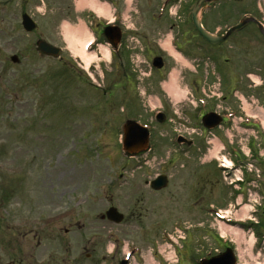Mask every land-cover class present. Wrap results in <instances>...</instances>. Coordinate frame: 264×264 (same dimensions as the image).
Returning a JSON list of instances; mask_svg holds the SVG:
<instances>
[{"label": "rangeland", "instance_id": "374dc122", "mask_svg": "<svg viewBox=\"0 0 264 264\" xmlns=\"http://www.w3.org/2000/svg\"><path fill=\"white\" fill-rule=\"evenodd\" d=\"M244 2L245 6L249 5V0ZM256 3L264 11V0H253L250 8H255ZM236 7H239V4ZM127 9L129 7L126 4L124 12H127ZM18 18L0 16V264H72L68 250L70 235L68 232H63L65 228H68L69 221L64 218L53 222L50 216L56 215L60 210L70 209L69 207L76 199L99 198L103 194L98 191V186L100 187L102 183L112 184L108 180L114 176L117 169L124 168L127 169V175L121 181L123 185L117 187L118 189H111L117 194L118 204L122 208L130 199L125 196L124 190L133 179L139 176L143 178L146 174L141 176V166L139 170H135L139 157L117 154L120 145L116 143L120 132L119 125L123 123L125 117L122 112H111L107 108H100V105L113 103L115 99L105 100L101 94L91 91L87 85H84L85 80L81 82L79 79L76 80L75 75L72 77L71 73L56 59L38 54L33 42L32 46L28 47V43L32 41L31 35L27 36L15 22ZM60 18L59 28L56 30L58 38L55 43L66 48L64 55H71L72 60L76 58L81 65L78 66L81 74L86 78H89V74L94 77L97 73L101 75V68L109 70L113 66L106 63L100 68L101 63L93 52L87 51V56L79 53L77 38L80 34L74 38L73 33L70 36L67 31L69 29L72 32L73 28L79 27V24H75V20L67 16ZM122 18L126 19L124 25L132 29L128 30L124 36L125 45L131 47L137 39L133 34L137 19L131 13L123 15ZM88 38H90L89 35ZM127 51L126 54L130 57L142 59L141 53L133 49ZM206 51L211 52L206 56L208 60H205L206 63H210V66L205 65L204 74L212 72L216 76H212L202 85L207 95L217 91L219 81L223 92L226 91V96L234 98L232 89L235 83L229 76L234 73L244 75L247 72L248 76L256 82V92L264 104V41L259 39L257 32H250L246 28L236 32L223 46L206 48ZM13 52L23 57L18 65L9 61V55ZM188 61L190 63L184 59L169 62L161 77L160 84L170 93L172 99L171 108L168 104L166 107L169 108V115L174 122L165 125H157L154 122L150 124L156 125L152 128L154 138L150 142L154 145L148 153L147 163L141 167L149 169V177L161 171L170 176V185L157 193L154 198L163 200L162 207L156 209L158 224H161L162 220L173 224L178 220L182 221V218L188 216L191 207L184 199L185 194L182 191L181 164L185 152L184 144L169 140L170 137L175 140L178 130H183L184 102L187 101L186 97H190L188 93L190 88L183 77L193 71L192 63ZM148 71V68L143 69L145 73L143 75L146 76ZM250 78L246 76L239 87L242 89H246V86L252 87ZM96 79L98 81V78ZM140 88L143 89V85H140ZM157 88L158 86H153L148 92L149 100L146 98L147 95L141 96L143 103L147 100L148 103L158 104L156 97H159L160 92ZM112 89L120 95L118 99L120 107H125L124 104H127L128 98H131L129 89L125 88L126 96L122 95L119 87ZM207 97L205 95V98ZM248 100L251 103L248 105L249 108L256 113L259 109L264 110V105L256 107V96ZM190 105L193 108V104ZM235 105L239 108L242 104L237 99ZM221 106L229 108L226 103H221ZM124 110H127L128 116L139 112L135 105L128 106ZM142 113L144 116H140L139 119L146 122L145 119L149 118L153 111H142ZM240 116L241 113L237 116L239 120ZM110 121L114 122L111 126ZM101 123H107L106 125L113 131V134L110 132L101 140L102 143L96 141L98 133L102 131L99 128ZM94 128L97 129L94 130ZM194 128L199 130L197 127ZM222 129L229 141L232 140V135L237 133L234 124ZM241 135L242 146H245L247 137L249 140L253 139V144H260L257 147L259 159L264 157V154L261 155L264 153V143L260 142L264 139H260L256 129H247ZM205 136L207 137L205 142L201 143V151L204 154L200 158L201 161H207L210 152L216 154L215 152L219 150L215 144H212L214 140L212 133H207ZM208 140L212 141L208 143ZM244 150L248 149L244 147ZM222 154H224L223 151ZM167 156L172 157L171 164L166 163ZM258 164L255 158H252L251 178H254L252 184H257V187L245 184L239 191L236 188L224 187V184L234 175L225 178L221 171H217L216 174V171L211 170L212 174L207 183H202L200 199L204 201V204L217 199L222 203L221 209L228 211L230 215L238 218L250 216L256 220L257 216L251 211L257 208V203L261 201L260 186L264 181V168ZM241 171L244 175L247 173L243 167ZM235 174H238L237 170ZM17 175L18 177L14 178ZM217 177L221 189H217L215 195H208L214 187L218 188ZM230 191H234L232 195L229 194ZM240 198L241 203L236 204ZM225 204L228 205L222 206ZM124 209H127V206ZM251 231L252 229L248 231L237 227L234 232H229L227 235L232 238L231 242L236 246L239 264H264V243L260 244ZM172 236V241L176 245L181 243L175 232ZM174 248L176 250V246L169 248L158 235L157 262H171L173 258L166 259L173 254ZM124 249L125 246L121 254ZM82 262V264H88L87 260ZM131 264L141 263L132 260Z\"/></svg>", "mask_w": 264, "mask_h": 264}, {"label": "flooded vegetation", "instance_id": "af4514ba", "mask_svg": "<svg viewBox=\"0 0 264 264\" xmlns=\"http://www.w3.org/2000/svg\"><path fill=\"white\" fill-rule=\"evenodd\" d=\"M86 1L90 4L85 3ZM196 1L131 0L129 5L133 6V8L127 9L126 13H131L137 19L135 32L133 33L137 39L133 48L142 54V59H136L137 69H134L133 65H131L134 64L131 61L132 58L126 55L127 50L124 49L126 45L122 33L119 43L114 50L112 49L114 56L110 64H113V66L109 70L102 71L101 75L97 73L94 77L98 78V81L93 76L90 77L91 81L83 75L77 76L76 73L78 71L75 66L81 65L76 60L72 61L71 55H68L69 57L64 55L62 50L58 57L43 56L56 59L62 65L68 64L72 69H75L72 72V77L75 75V79H79L80 82L85 80L84 85H87L91 91L103 96L104 94L109 95L108 90L112 87H119L123 96H126V89H129L128 93L131 98H128L127 104H124L125 107H120L119 104L111 105V110L120 111L121 109L124 111L126 107L135 105L145 112L148 111L147 106L141 103L142 100L138 97L140 95L137 89L140 88V85L144 87L141 90L144 96L152 90L153 86H158L157 89L161 92L159 107L164 112L167 104L171 108L172 99L169 96L168 98L166 97V91L157 79L161 78L169 62L177 61L174 53L180 54L183 58L185 57L184 59L188 63H190L188 60L191 61L193 71L188 73V76L183 77L190 88L188 91L190 97H186L187 101L184 102V122L186 126L199 128L200 137H186L187 145L185 146V156L182 164V191L185 194L184 199L188 201L191 207L189 208L188 216L182 219L184 233L181 249L179 250L180 257L173 264H198L201 259L221 254L228 248L233 251L234 262H237L236 248L230 243L231 239L227 238V242L221 241L220 237L223 234L219 231V222L214 217L205 215L204 201L200 199L202 183L208 181L212 174L211 167L213 165V158H209L206 162L205 160H200L204 155L201 151V143L204 141L206 133V128L203 126L204 123L202 124V117L207 112H216L222 117L219 126L213 130L217 132L219 139L223 143L224 156L236 159L237 162L234 164L241 167L246 166L248 160H250V158L243 156L242 147L244 146H242L243 137L241 133H245L248 128H256L260 139H264V134L260 132V127L257 123L243 118L244 115L259 117L257 116L258 114H255L252 109H249V112L245 111L244 105L239 108L236 107V99L229 98V95L226 96V91H222L216 97H214V94H208V97L205 98L201 92V86L205 81L212 78V74H204V57L205 54H211V52L206 51V48L221 47L236 32L246 28L250 32H257L258 36L262 37L263 40L264 37L256 23L248 22L243 28L231 33L222 42L217 44L209 43L196 31L192 24L191 12ZM244 3V0H207L198 13L201 25L207 32L219 36L238 21L237 15L239 14L240 18L244 15H250L264 26V17L263 13H261L263 11L257 8L248 9ZM126 4V0H0V16L19 17L15 22L21 26V16L23 14L28 15L35 22V28L25 32L27 36L31 35L32 38L31 43H28V47H31L33 42V46L35 45L34 49L38 52L36 41L39 39H44L48 43L58 46L55 43L58 38L56 30L59 28L61 16L74 19V23L82 19L89 26V29L95 33V41L102 40L103 28L106 35L111 36L112 30L105 27L106 21L103 15L106 12H111L115 16H121L124 13ZM237 4H239V7H236ZM118 24H113V26H118ZM121 31L124 32L123 30ZM58 47L62 48L61 46ZM34 49L33 52L35 51ZM155 58H160L161 60L156 61ZM21 59H23L22 56L18 59V62ZM226 59L228 61L227 57ZM153 62L154 65L163 62V65L160 69H155L152 67ZM99 66L101 68L104 64ZM146 68L149 69V72L145 76L142 71ZM229 77L234 82L238 79L236 73L231 74ZM245 88L238 89L243 94V97H246V107L251 105L247 100L252 99L254 96H256L258 103L261 101L259 99L260 95L255 89L256 85L253 88H247V86ZM233 91L234 88L232 89ZM199 99L202 100V104L198 103ZM221 103L227 104V107H229L227 112L222 111L224 107L221 106ZM190 104H193V108H191ZM91 106L94 107L96 105ZM108 106L100 105V108ZM225 109L227 110V108ZM240 113L242 115L240 123L235 120L234 126L237 129V133L232 135V140L229 141L223 138V135L220 137L222 133L219 131V127L231 126L232 124L229 121L231 114L238 116ZM165 119L167 122L170 117H165ZM99 128L102 131L98 133L97 142H100L109 134V130L104 124L99 125ZM248 146H253V141L247 137L245 147ZM137 155L141 157L143 154L139 153ZM250 156H253V154L251 153ZM147 157L148 155H144L142 158L146 159ZM169 160L170 157L168 156V162H170ZM217 165L228 176L232 174V169L221 168L224 165L220 162L214 164L216 167ZM141 167V176L144 174L146 176L143 178L139 176L133 179L128 188L124 190L125 196L130 198L126 201L125 206H127V209H124L125 206L120 207L116 198L117 194L111 190L114 188L118 189L117 187L123 185L121 181L127 175L125 174L127 169L124 168L118 169V172L114 173V176L108 180L112 184L107 183L105 185L102 183L100 187L98 186V191L103 194L99 198L75 200L77 205L80 203L83 205L79 209L74 208L70 214L69 245L72 264H82V261L85 260L88 261V264H131L132 260L141 264L155 262L157 236L163 234V232H173L170 221L162 220L161 224L156 222V209L162 207L163 200H155L154 198L163 188L155 190L150 186V181L156 175L165 172L161 171L153 177H149V169ZM166 188L167 186L164 189ZM260 190L261 202L255 212L257 216L255 223L248 221L246 223L232 222V224H238L247 229L252 228L259 238V243L263 244L264 242L261 239L264 236V181ZM110 206H115L118 211L123 213L121 221L115 222L106 216V211ZM217 206H219V203ZM123 246L128 249L134 246L137 255L131 250L129 260L124 259L121 257Z\"/></svg>", "mask_w": 264, "mask_h": 264}, {"label": "water", "instance_id": "95a60500", "mask_svg": "<svg viewBox=\"0 0 264 264\" xmlns=\"http://www.w3.org/2000/svg\"><path fill=\"white\" fill-rule=\"evenodd\" d=\"M204 3V0H199L196 4V6L194 7V13H193V24L195 26V28L199 31V33L205 37L208 41L212 42V43H215V42H218L222 39H224L230 32H232L233 30L235 29H238L240 28L242 25H243V21L238 23L237 25H235L234 27L230 28L228 30V32L224 35V36H221V37H214L210 34H208L207 32H205V30L200 26V23L198 21V18H197V12L200 8V6ZM25 23V21H24ZM31 27V26H30ZM39 48L40 50H42L43 52L45 53H48V54H53V55H56L57 54V50L56 48H52L50 47L49 45L47 44H44L42 42L39 43ZM13 61H15V57H12L11 58ZM215 123V122H214ZM212 123V124H214ZM141 129V128H140ZM136 134L138 135L142 141H145L146 140V134L143 132V129L139 130L134 124H128L126 125V138H125V147L128 149V150H131L133 149L131 146L132 144V136ZM158 185V187L162 186L164 184V182H162L161 178H158L156 181H155ZM114 210H110V214H113ZM116 220H120V215L117 214L116 216ZM204 264H224L223 263V258L222 257H216V258H213L207 262H205Z\"/></svg>", "mask_w": 264, "mask_h": 264}, {"label": "bare ground", "instance_id": "6f19581e", "mask_svg": "<svg viewBox=\"0 0 264 264\" xmlns=\"http://www.w3.org/2000/svg\"><path fill=\"white\" fill-rule=\"evenodd\" d=\"M85 28L84 26H79L78 28L76 29H73V31L71 32V30H67L68 33H70V36H71V33H73V36L74 38H77L80 34V36L77 38V40L79 41V49H77V51L79 53H81L83 56H87L88 55V52H85L84 49H83V46H84V43L86 42V39L88 38V34H86L85 32ZM102 53L103 55H107V49L106 48H102ZM177 96V95H176ZM244 109L245 111L249 112V108H247L246 106H244Z\"/></svg>", "mask_w": 264, "mask_h": 264}]
</instances>
